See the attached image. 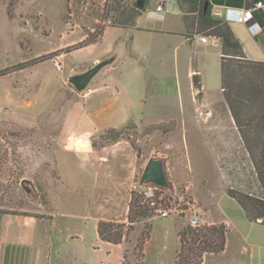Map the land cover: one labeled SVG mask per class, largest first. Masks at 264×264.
Wrapping results in <instances>:
<instances>
[{
    "label": "rangeland",
    "instance_id": "374dc122",
    "mask_svg": "<svg viewBox=\"0 0 264 264\" xmlns=\"http://www.w3.org/2000/svg\"><path fill=\"white\" fill-rule=\"evenodd\" d=\"M121 2L129 8L136 0ZM115 6V0H0V208L38 221L21 225L25 234L16 233L15 223L6 226L14 241L7 264H33L43 247L49 264H173L178 232L193 216L199 226L229 222L231 255L239 256L237 234L247 219L227 191L263 194L258 154L224 100L219 49L212 42L190 53L200 71L193 74L201 84L195 92L186 47L137 34L142 53L132 58ZM111 51L122 59L109 90L102 71L76 91L69 79ZM108 93L115 99L105 102ZM255 112L243 119L249 139L247 120ZM153 157L163 161L165 188L140 186ZM149 187L151 217L135 223L120 244L100 241L97 224L127 226L131 193L143 203L140 194ZM145 225L149 239L139 250Z\"/></svg>",
    "mask_w": 264,
    "mask_h": 264
},
{
    "label": "trees",
    "instance_id": "16d2710c",
    "mask_svg": "<svg viewBox=\"0 0 264 264\" xmlns=\"http://www.w3.org/2000/svg\"><path fill=\"white\" fill-rule=\"evenodd\" d=\"M179 12L183 15L193 34L216 37L219 43L221 90L232 118L245 140L246 146L258 156L254 160L257 178L263 198H253L246 194L227 191L244 211L249 222L260 221L264 225V63L248 60L239 41L235 38L229 24L222 18L212 15L213 0H175ZM256 1V0H252ZM251 1V2H252ZM121 0H115L116 11L119 12L118 27L136 29V21L146 9L139 10L136 2L129 7H121ZM249 7L248 0H230L229 5ZM81 47V46H80ZM255 109L254 116L247 120L251 126L252 138H248L243 128L244 116L250 109ZM254 122L253 125L251 123ZM115 131V130H111ZM152 209L134 193L128 207V225H114L106 222L97 224V235L100 241L112 245L120 244L138 221L151 217ZM10 214L0 208V225L3 216ZM151 226H144L138 239V249L143 250L149 239ZM228 228L226 224H211L193 227L184 225L178 232L179 249L175 253L173 264H201L206 255H219L226 247ZM123 264V263H122Z\"/></svg>",
    "mask_w": 264,
    "mask_h": 264
},
{
    "label": "crops",
    "instance_id": "0c3cea01",
    "mask_svg": "<svg viewBox=\"0 0 264 264\" xmlns=\"http://www.w3.org/2000/svg\"><path fill=\"white\" fill-rule=\"evenodd\" d=\"M151 0H146V3H151ZM248 0L250 2V5H252L256 1ZM230 0H213L212 5L220 6V7H229L233 9H242L245 8V3L241 7H235L229 5ZM162 4L164 7V16L163 19L160 21L157 20H151L146 15L147 20H141L139 17L136 21V29H123V28H117L120 30H125L127 40L124 42L125 49L128 48L127 46L131 44V49H129V53H132L130 55L132 58L135 57V55H138V53H142L138 51V46L135 45V36L137 34H143L145 37L157 41H161L162 39H177V47L183 48L186 47L185 53L183 56L186 57V61L188 63V74L189 76H193L195 72L199 71V65L195 63V59H191V55H196L197 49H200L201 47H205L212 43L208 44H201L199 43L195 38L194 34L191 37V30L188 26V23L184 19L183 15L178 10V5L175 0H155V4L153 5V8L158 5ZM148 7H152L151 5H147ZM148 21V22H146ZM252 23L257 24L259 31L256 34L250 33L248 26L236 22H230L228 23L235 38L239 41L241 44L243 51L245 53V56L248 60L255 61V62H263L264 63V7L258 10H255L253 12V21ZM116 29V28H115ZM107 30V29H106ZM106 30L102 34V36L105 34ZM95 43H98L101 39ZM83 39V38H82ZM81 41V39L79 40ZM123 41V40H122ZM120 42V41H119ZM118 42V43H119ZM93 44H89L88 46H91ZM214 45L219 49V43L216 42ZM82 49V48H81ZM128 54V52H127ZM129 57V56H127ZM122 58L118 57V54L111 51L110 53H107L104 57V59L96 60L94 64L99 63L100 61L104 60H110V64L106 65L104 68H102L98 74L106 73L107 76V84L106 89L109 90V86L112 83V72L115 71V69L119 66ZM190 60V63H189ZM108 98L105 102H109L113 99L112 93H108ZM125 124V123H124ZM16 220V221H13ZM245 224L241 223V231L238 232V240H239V256L238 257H232L231 255V248H230V240L226 236V247L223 253L219 255H206L204 256L203 262L201 264H208L209 261L212 260V258H222L225 264H264V225L260 223V221L257 222H249L248 220H245ZM38 222L35 219L27 218L24 216H3L1 220L0 225V264H7V257L9 248H12V243L14 244L13 237L9 236V225H19L16 229V233L23 232L25 234L24 230H21L19 227L21 225L32 224ZM225 224L229 227V222L224 220ZM6 226H8V231L6 230ZM14 226V225H13ZM230 229L232 227H229ZM15 232V229L13 230ZM12 237V238H11ZM24 248V247H23ZM39 255L35 258V261L33 264H49L51 262V258L49 255L48 248H39L38 249Z\"/></svg>",
    "mask_w": 264,
    "mask_h": 264
},
{
    "label": "built area",
    "instance_id": "2783aa9c",
    "mask_svg": "<svg viewBox=\"0 0 264 264\" xmlns=\"http://www.w3.org/2000/svg\"><path fill=\"white\" fill-rule=\"evenodd\" d=\"M263 7H264V0H259L257 2H254L249 7L242 8V9H233L229 7H220V6H215V5H212L211 8H212L213 16L222 18L227 23L236 22V23L247 25L250 33L254 35L258 33L259 28L257 24L252 23L253 12ZM146 15L151 20H157V21L162 20L164 16L163 5L162 4L156 5L153 9L146 11ZM194 38L201 44H208L210 43V41L213 42L214 44L218 42V39L216 37H208V36L201 35V34H195ZM54 66L56 67L57 70L61 69V66L58 61L54 62ZM140 195L143 201L148 204L150 209L155 210L154 191L152 190V188L150 187L147 188V190L142 192ZM159 212H160L161 217L164 218L167 216V211H163V212L159 211ZM189 224L193 227H198L200 225L198 223V218L196 216H193L190 219Z\"/></svg>",
    "mask_w": 264,
    "mask_h": 264
},
{
    "label": "water",
    "instance_id": "95a60500",
    "mask_svg": "<svg viewBox=\"0 0 264 264\" xmlns=\"http://www.w3.org/2000/svg\"><path fill=\"white\" fill-rule=\"evenodd\" d=\"M145 2L146 0H136V5L139 10H142L144 8ZM110 62V60H106L95 65L93 68L82 74L72 76L69 79L70 84L75 88L76 91H83L89 84V82L98 74V72L106 65L110 64ZM192 88L195 92L201 90L200 79L197 74L192 76ZM148 184H153L161 188H165L168 186V181L163 170V161L159 158H151L148 161L142 174V177L140 179V186L145 187Z\"/></svg>",
    "mask_w": 264,
    "mask_h": 264
}]
</instances>
